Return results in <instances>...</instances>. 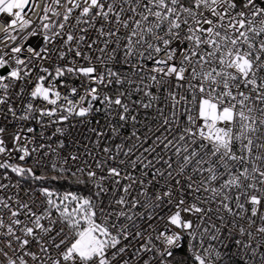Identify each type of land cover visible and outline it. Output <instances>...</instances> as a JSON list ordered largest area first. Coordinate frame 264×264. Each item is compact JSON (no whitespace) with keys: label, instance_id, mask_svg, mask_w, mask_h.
Segmentation results:
<instances>
[{"label":"snow or ice","instance_id":"6c2138e0","mask_svg":"<svg viewBox=\"0 0 264 264\" xmlns=\"http://www.w3.org/2000/svg\"><path fill=\"white\" fill-rule=\"evenodd\" d=\"M0 264H264V0H0Z\"/></svg>","mask_w":264,"mask_h":264},{"label":"trees","instance_id":"16d2710c","mask_svg":"<svg viewBox=\"0 0 264 264\" xmlns=\"http://www.w3.org/2000/svg\"><path fill=\"white\" fill-rule=\"evenodd\" d=\"M56 187H61V185H55ZM73 190H75L76 186H72ZM68 188V185L66 183H63L61 190H66ZM182 254V253H181Z\"/></svg>","mask_w":264,"mask_h":264},{"label":"built area","instance_id":"2783aa9c","mask_svg":"<svg viewBox=\"0 0 264 264\" xmlns=\"http://www.w3.org/2000/svg\"><path fill=\"white\" fill-rule=\"evenodd\" d=\"M66 143H68V146L71 147V145H70V143L68 141H66ZM184 256H185V252H180V253H178L177 258L178 259H182V258H184Z\"/></svg>","mask_w":264,"mask_h":264}]
</instances>
